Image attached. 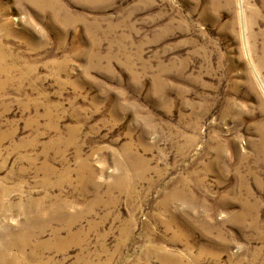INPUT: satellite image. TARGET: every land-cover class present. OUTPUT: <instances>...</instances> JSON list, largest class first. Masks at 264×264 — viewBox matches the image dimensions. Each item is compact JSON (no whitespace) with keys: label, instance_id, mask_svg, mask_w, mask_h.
Returning a JSON list of instances; mask_svg holds the SVG:
<instances>
[{"label":"rangeland","instance_id":"374dc122","mask_svg":"<svg viewBox=\"0 0 264 264\" xmlns=\"http://www.w3.org/2000/svg\"><path fill=\"white\" fill-rule=\"evenodd\" d=\"M0 264H264V0H0Z\"/></svg>","mask_w":264,"mask_h":264},{"label":"bare ground","instance_id":"6f19581e","mask_svg":"<svg viewBox=\"0 0 264 264\" xmlns=\"http://www.w3.org/2000/svg\"><path fill=\"white\" fill-rule=\"evenodd\" d=\"M249 23H250L249 25L251 26L252 22H249ZM250 35H251V34H250Z\"/></svg>","mask_w":264,"mask_h":264}]
</instances>
